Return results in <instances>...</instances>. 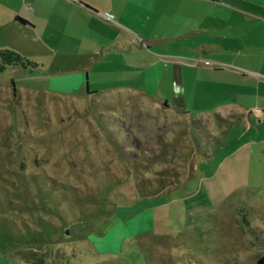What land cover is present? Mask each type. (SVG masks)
I'll use <instances>...</instances> for the list:
<instances>
[{"label": "rangeland", "instance_id": "1", "mask_svg": "<svg viewBox=\"0 0 264 264\" xmlns=\"http://www.w3.org/2000/svg\"><path fill=\"white\" fill-rule=\"evenodd\" d=\"M97 1L124 10L99 17L118 30L106 31L120 50L105 69L116 52L125 63L133 40L162 33L155 13L142 21L130 11L165 0ZM11 34L0 33V264H257L264 169L233 158L217 168L211 158L223 153L202 158L212 134L170 125L167 110L113 88L109 70L85 72L109 46L76 57L44 40L23 56L18 47L40 40ZM4 51L28 63L12 65Z\"/></svg>", "mask_w": 264, "mask_h": 264}, {"label": "crops", "instance_id": "2", "mask_svg": "<svg viewBox=\"0 0 264 264\" xmlns=\"http://www.w3.org/2000/svg\"><path fill=\"white\" fill-rule=\"evenodd\" d=\"M121 12L120 5L106 9L97 0H0V33L8 39L14 30L27 42L40 40L39 48L34 42L18 47L23 56L42 52L44 40L52 51L72 49L76 57L96 58L109 46L110 51L84 65L85 72L95 67L116 74L113 88L148 98L167 110L170 125L198 121L214 138L205 145L207 156L202 158L224 154L211 158L217 168L233 158L264 169V0H165L132 8L136 20L155 13L153 25L162 33L140 38L138 46L133 40L125 63L116 52L105 69L101 65L111 49L120 50L115 36L108 43L106 31L118 30L99 17L109 19L113 14L119 20ZM16 16L26 22H15ZM101 27L104 36L99 41L92 32L102 31ZM91 42L96 45L91 47Z\"/></svg>", "mask_w": 264, "mask_h": 264}, {"label": "trees", "instance_id": "3", "mask_svg": "<svg viewBox=\"0 0 264 264\" xmlns=\"http://www.w3.org/2000/svg\"><path fill=\"white\" fill-rule=\"evenodd\" d=\"M14 21L17 22V23H19V24H23V23L26 22L25 20H23L22 18H20V17H18V16L14 17ZM4 53H5L8 57H10V59H7V62H9V63L12 64V65H16V66L18 65V66H20V67H25V65L28 63V61H27L26 59H24L23 57H20V56H18V55H16V54L12 53V52L4 51ZM3 55H4V54H1V53H0L1 60H3ZM13 90H15L14 86H13ZM86 93H87V94H92V92L87 91V89H86ZM193 125H194L195 127L199 128V130L201 131V133H204V132H205V130L202 128V126L199 125V122H198V121H193ZM199 150L201 151L200 148H198V151H199ZM202 155H203V156H207V154H206L205 151L202 152ZM87 243H88L89 245H91V249L94 250V249H93V247H94L93 243H92L91 241H88ZM256 263H257V264H264V252L261 253L260 255H258V256L256 257Z\"/></svg>", "mask_w": 264, "mask_h": 264}]
</instances>
